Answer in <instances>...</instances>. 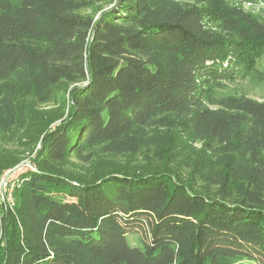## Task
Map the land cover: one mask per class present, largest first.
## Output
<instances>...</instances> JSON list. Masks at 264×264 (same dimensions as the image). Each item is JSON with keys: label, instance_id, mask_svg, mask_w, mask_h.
Here are the masks:
<instances>
[{"label": "trees", "instance_id": "16d2710c", "mask_svg": "<svg viewBox=\"0 0 264 264\" xmlns=\"http://www.w3.org/2000/svg\"><path fill=\"white\" fill-rule=\"evenodd\" d=\"M264 0H0V264H264ZM130 237L136 239L132 245Z\"/></svg>", "mask_w": 264, "mask_h": 264}, {"label": "rangeland", "instance_id": "374dc122", "mask_svg": "<svg viewBox=\"0 0 264 264\" xmlns=\"http://www.w3.org/2000/svg\"><path fill=\"white\" fill-rule=\"evenodd\" d=\"M225 88L221 90H216L214 95L216 97H224L227 95H245L252 99L258 101H264V82L258 84L252 82L250 79H241L237 78L232 81L225 82ZM31 160H27L23 162L19 166L14 169L7 171V192L5 201L0 199V213L2 214V209L4 207L12 209L15 204L14 200V191L19 188L22 178L30 171H34L36 167L31 164ZM3 178V177H2ZM1 182V181H0ZM11 193V201L8 200V196ZM130 242L132 245L136 244V239L134 237H130Z\"/></svg>", "mask_w": 264, "mask_h": 264}, {"label": "built area", "instance_id": "2783aa9c", "mask_svg": "<svg viewBox=\"0 0 264 264\" xmlns=\"http://www.w3.org/2000/svg\"><path fill=\"white\" fill-rule=\"evenodd\" d=\"M8 176V173H5L3 178L1 179V182H0V199L5 201V197H6V192H7V178L6 177ZM8 196V200L11 201V193Z\"/></svg>", "mask_w": 264, "mask_h": 264}]
</instances>
